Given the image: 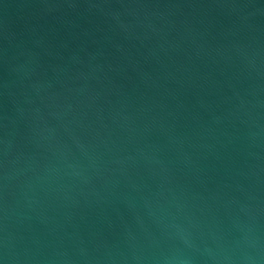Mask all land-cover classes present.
Here are the masks:
<instances>
[{
  "label": "water",
  "instance_id": "1",
  "mask_svg": "<svg viewBox=\"0 0 264 264\" xmlns=\"http://www.w3.org/2000/svg\"><path fill=\"white\" fill-rule=\"evenodd\" d=\"M0 264H264V0H0Z\"/></svg>",
  "mask_w": 264,
  "mask_h": 264
}]
</instances>
